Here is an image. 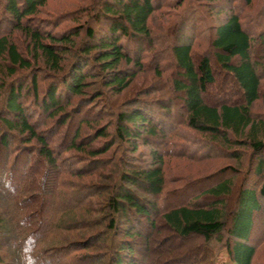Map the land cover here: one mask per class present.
<instances>
[{"label": "trees", "instance_id": "obj_1", "mask_svg": "<svg viewBox=\"0 0 264 264\" xmlns=\"http://www.w3.org/2000/svg\"><path fill=\"white\" fill-rule=\"evenodd\" d=\"M222 1L0 0V264L24 215L52 264H264V3Z\"/></svg>", "mask_w": 264, "mask_h": 264}, {"label": "rangeland", "instance_id": "obj_2", "mask_svg": "<svg viewBox=\"0 0 264 264\" xmlns=\"http://www.w3.org/2000/svg\"><path fill=\"white\" fill-rule=\"evenodd\" d=\"M76 1L77 0H53V2H52V5L50 4V6L49 7H47L46 8V12H49L48 13V15H49V17H47L45 20H48V21H46V23H47V25H51V24H53V23H56V25H57V28H58V30L59 29H61L62 27L64 28V27H67L68 25H71V23H69L68 21H66V19H63V20H58V14L59 13H61V12H63V11H65V10H67V9H69V8H71L72 6H75L76 5ZM228 3V6H227V8H224V10L223 11H221L217 16H215L214 17V20L216 21V22H218V23H222L224 20H225V18H227L228 17V15H229V9L228 8H234V2L232 1V0H228V1H222V4H223V6H226V4ZM261 3H264V0H252V7H253V10H255V9H258V8H260L261 7ZM263 5V4H262ZM235 11V10H234ZM249 10H245V13L246 12H248ZM263 12V11H262ZM177 16H180V14H178ZM176 16V14H175V17H173V18H171V19H169L170 21H171V23H173V22H175V21H177V20H179V17H177ZM264 16V15H263ZM54 20V21H53ZM214 20H212V23H211V21H208V20H201V21H198L197 22V28H198V31H197V34H201V36L203 37V39H209V37H210V29H211V25L212 24H214L215 23V21ZM175 23H177V22H175ZM74 24H72V26H73ZM55 25L53 24V27H54ZM191 33V32H190ZM189 32H185V34H184V36H183V39H188L187 38V36H191V34H190ZM201 42V41H200ZM263 42L262 43H260L259 44V46H262V49H264V47H263ZM200 45V46H199ZM204 42L202 41V43H195V47H197V46H199L198 48H200L201 47V49H200V51L199 52H201V51H204L205 50V48H204ZM203 46V47H202ZM204 48V49H203ZM257 49H258V47H257ZM256 54H257V52H256ZM145 65V64H144ZM145 68H146V74L147 75H151L152 74V72L151 71H149V70H151V68H150V66H146L145 65ZM129 96V94L128 95H126L125 97H128ZM121 108H126V107H122V106H120ZM128 108V107H127ZM253 110H254V112L257 114H259V116H262V117H264V81H263V89H262V97H261V99L255 104V106L253 107ZM165 147V146H164ZM191 167H193L192 165H191ZM264 226H261L260 225V229L261 228H263ZM256 235V233H254V236ZM5 236H8V235H5ZM10 234H9V237L8 238H10ZM258 236H259V233H258ZM8 238H2V239H0L1 241H5L4 243H6L7 244V239ZM256 240V239H255ZM1 241H0V243H1ZM138 243L139 244H142L141 243V241L139 240L138 241ZM154 244H150V246L149 247H151V246H153ZM262 260L260 259V260H258L257 262H261Z\"/></svg>", "mask_w": 264, "mask_h": 264}, {"label": "clouds", "instance_id": "obj_3", "mask_svg": "<svg viewBox=\"0 0 264 264\" xmlns=\"http://www.w3.org/2000/svg\"><path fill=\"white\" fill-rule=\"evenodd\" d=\"M18 182L12 173L0 175V195L15 196ZM15 229L17 232H26V237L21 241H15L13 247L19 248L20 264H52L51 260H44L37 254L40 241L44 238L40 232H33L29 216L16 218Z\"/></svg>", "mask_w": 264, "mask_h": 264}]
</instances>
